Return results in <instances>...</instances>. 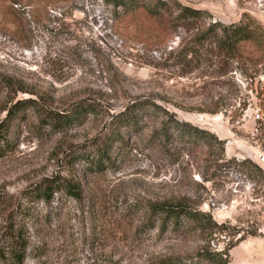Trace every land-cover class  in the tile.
<instances>
[{
  "label": "rangeland",
  "instance_id": "374dc122",
  "mask_svg": "<svg viewBox=\"0 0 264 264\" xmlns=\"http://www.w3.org/2000/svg\"><path fill=\"white\" fill-rule=\"evenodd\" d=\"M162 2L164 16L143 7L124 14L106 0H0V119L3 107L34 94L52 105L100 104L57 131L32 108L10 119L0 149V245L11 246L0 264H211L199 254L237 238L227 264H264V163L247 157L256 145L264 153V42L241 41L225 56L195 40L215 20L264 28V0ZM177 3L202 17L182 24ZM135 96L217 138L240 140L232 150L247 162L226 163L215 143L178 136L169 116L151 113L119 127L121 142L107 153L112 165L89 172L84 155L116 130L109 113ZM254 110L262 121H251ZM51 182L60 187L48 200L35 197ZM179 202L208 213L212 232L163 224L162 213L150 212Z\"/></svg>",
  "mask_w": 264,
  "mask_h": 264
},
{
  "label": "trees",
  "instance_id": "16d2710c",
  "mask_svg": "<svg viewBox=\"0 0 264 264\" xmlns=\"http://www.w3.org/2000/svg\"><path fill=\"white\" fill-rule=\"evenodd\" d=\"M107 3L112 4L114 7H119L121 12L127 14L135 11L139 7L145 8L148 12L159 16L166 14L164 10L165 2L162 0H106ZM178 13L175 15V19L182 21L181 23H188L191 19L201 18L202 11L190 6L177 3ZM171 15V12L169 13ZM164 23H167V19H163ZM197 45L202 46L206 41L207 44H212L219 54L225 56H233L237 51V45L241 41L250 40L254 43L260 44L264 42V28L257 22L248 19H240L237 22H231L224 24L220 21H212L203 30H199L195 36ZM192 48H186V52H191ZM4 86H11L12 83L9 78L3 77ZM19 89V88H18ZM20 90V89H19ZM17 91L12 90V92ZM24 91V90H21ZM33 93V92H29ZM100 104L89 98H81L73 100L68 104L52 105L51 101L41 96L25 97L17 99L9 107H3L5 110L4 116L0 119V149L4 148L8 141L6 140V132L8 123L11 118H14L18 110L25 108H32L38 111L40 122H44L51 130L57 131L65 127L70 126L72 123L82 122L88 113H97L99 111ZM162 113L165 116H169L168 111L158 104L155 99L147 96H135L128 98L127 101L120 107V109L109 113V119L106 123L110 124L111 128H115V131L106 134L105 142L99 147L95 148L90 154L84 155L85 163L89 172L99 171L102 167L111 166L110 157L108 152L111 149V144L119 141L122 137L117 132L119 127H136L141 124L143 116L146 114ZM170 122L172 121L173 129L177 132L178 136L191 137L192 139H201L207 145L215 143L219 149V155L217 158L222 159V139L217 138L212 132L202 130L195 126L189 125L186 122L168 117ZM226 163L233 166H240L247 162L245 159L235 161L233 158L225 160ZM250 166L260 173L262 169L253 162H248ZM55 182L49 183V186H43L42 188H35V197H40L48 200L51 196V192L58 189L60 186H56ZM61 188L70 192L74 197L77 196L74 186L69 183H64ZM152 214L162 213L164 215L162 223H166V219L172 223L174 227H179L182 224H190V227L199 229L201 231L212 232V227L217 224L211 219L208 213L199 212L198 210L191 209L187 204L179 202L176 204L163 203L151 207ZM150 225L153 224L155 217L151 216ZM163 226V225H162ZM227 243L225 249L221 251H204L200 253L201 259L211 264H227L228 253L227 250L231 248L238 240ZM11 246V245H10ZM10 246L0 245V259H5V253L10 251ZM8 247V248H7ZM8 250V251H7ZM14 255V254H13ZM16 255V254H15ZM224 255V256H222ZM16 258L18 256H15Z\"/></svg>",
  "mask_w": 264,
  "mask_h": 264
},
{
  "label": "built area",
  "instance_id": "2783aa9c",
  "mask_svg": "<svg viewBox=\"0 0 264 264\" xmlns=\"http://www.w3.org/2000/svg\"><path fill=\"white\" fill-rule=\"evenodd\" d=\"M250 118L254 123L263 120L261 112L257 110H254L250 113ZM254 129L256 130V128ZM222 140L223 154L225 158H233L235 161L245 159L242 154L234 153L232 150L233 145H235L237 148L239 147V145L241 144L240 140L230 137L222 138ZM253 142L255 143L256 141ZM257 147L258 145H256V148H253L251 151H249V153H247V157L257 164L264 163V153L259 151Z\"/></svg>",
  "mask_w": 264,
  "mask_h": 264
}]
</instances>
